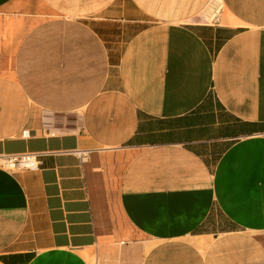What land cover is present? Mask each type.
Here are the masks:
<instances>
[{
  "label": "crops",
  "instance_id": "1",
  "mask_svg": "<svg viewBox=\"0 0 264 264\" xmlns=\"http://www.w3.org/2000/svg\"><path fill=\"white\" fill-rule=\"evenodd\" d=\"M25 153L0 264H264V0H0Z\"/></svg>",
  "mask_w": 264,
  "mask_h": 264
},
{
  "label": "built area",
  "instance_id": "2",
  "mask_svg": "<svg viewBox=\"0 0 264 264\" xmlns=\"http://www.w3.org/2000/svg\"><path fill=\"white\" fill-rule=\"evenodd\" d=\"M219 7L210 6L205 16L209 21H215L218 18ZM39 163L38 155L25 153L20 155L2 154L0 155L1 168L13 172L19 169H34Z\"/></svg>",
  "mask_w": 264,
  "mask_h": 264
},
{
  "label": "rangeland",
  "instance_id": "3",
  "mask_svg": "<svg viewBox=\"0 0 264 264\" xmlns=\"http://www.w3.org/2000/svg\"><path fill=\"white\" fill-rule=\"evenodd\" d=\"M209 8H210V7H209ZM209 8H208V9H209ZM208 9L206 10V12H204L205 14H207V12H208Z\"/></svg>",
  "mask_w": 264,
  "mask_h": 264
}]
</instances>
